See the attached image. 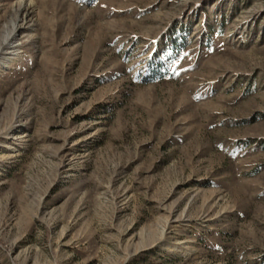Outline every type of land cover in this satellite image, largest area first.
<instances>
[{
  "label": "rangeland",
  "instance_id": "374dc122",
  "mask_svg": "<svg viewBox=\"0 0 264 264\" xmlns=\"http://www.w3.org/2000/svg\"><path fill=\"white\" fill-rule=\"evenodd\" d=\"M0 264H264V0H0Z\"/></svg>",
  "mask_w": 264,
  "mask_h": 264
},
{
  "label": "bare ground",
  "instance_id": "6f19581e",
  "mask_svg": "<svg viewBox=\"0 0 264 264\" xmlns=\"http://www.w3.org/2000/svg\"><path fill=\"white\" fill-rule=\"evenodd\" d=\"M29 11V10H28ZM24 15V14H23ZM25 16V15H24ZM23 17V16H22ZM28 17V16H27ZM21 29V27H18V26H15L14 28H13V31H12V33L9 35V36H7L6 38V46L8 47V48H12L13 47V45H14V43H13V40L15 39V37H16V34H17V32L19 31Z\"/></svg>",
  "mask_w": 264,
  "mask_h": 264
}]
</instances>
